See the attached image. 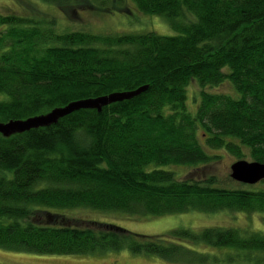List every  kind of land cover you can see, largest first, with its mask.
<instances>
[{"label":"trees","instance_id":"1","mask_svg":"<svg viewBox=\"0 0 264 264\" xmlns=\"http://www.w3.org/2000/svg\"><path fill=\"white\" fill-rule=\"evenodd\" d=\"M41 1L65 11L86 0ZM89 1L106 8L111 0ZM126 1L114 0L115 7ZM133 2L179 34L60 33L50 16L0 13V123L143 90L101 111L0 134V247L48 255L127 251L178 263L207 258L177 243L187 242L264 262L260 232L217 227L146 236L112 224H69L51 211L264 213V188L182 180L171 169L210 164L218 157L207 149L264 163V0ZM192 81L200 88L195 113L187 103ZM225 84L239 96L215 91Z\"/></svg>","mask_w":264,"mask_h":264},{"label":"rangeland","instance_id":"2","mask_svg":"<svg viewBox=\"0 0 264 264\" xmlns=\"http://www.w3.org/2000/svg\"><path fill=\"white\" fill-rule=\"evenodd\" d=\"M126 3L124 7L116 8L114 0H111L108 7L101 8L93 6L90 1L86 0L80 4L77 3L75 9L72 7L63 11L58 6L41 0H0V13L15 12L27 17H37L36 14L50 16L56 20V30L60 33L63 31H85L94 34L117 35L153 32L168 37L179 34L164 17L140 12L133 0H127ZM199 89L194 81L188 86L187 103L193 113L196 112L198 105L196 100L199 102ZM215 91L228 93L233 97L239 96L229 84H225ZM207 151L218 158L210 164L195 167H172L171 169L182 180L202 181L211 177L220 187L236 189L245 186L231 178V165L236 162L231 154L223 150L207 149ZM244 160L250 161L248 158ZM253 186L264 188V182ZM51 211L64 216L69 224L81 227L90 222L112 224L132 233L146 236L167 235L180 230L201 233L207 228L217 227L236 228L243 232L264 234V213L192 211L165 216L132 217L122 212H104L88 208L51 209ZM177 243L196 251L197 255H204L207 258L200 260L198 256H191L188 258V263H178L155 255H135L127 251L89 255H48L13 251L0 247V264H264V262H258L256 258L242 260L239 256L240 252L231 248H213L204 244L187 242Z\"/></svg>","mask_w":264,"mask_h":264},{"label":"water","instance_id":"3","mask_svg":"<svg viewBox=\"0 0 264 264\" xmlns=\"http://www.w3.org/2000/svg\"><path fill=\"white\" fill-rule=\"evenodd\" d=\"M143 90L140 89L130 93H115L96 99H87L72 102L66 107L56 108L46 115L32 117L26 120H16L7 123H0V134L10 137L21 134L32 129L47 127L56 124L59 119L82 109H96L101 111L102 107L111 103L131 99ZM231 178L241 184L253 186L264 181V163L239 160L231 165Z\"/></svg>","mask_w":264,"mask_h":264},{"label":"bare ground","instance_id":"4","mask_svg":"<svg viewBox=\"0 0 264 264\" xmlns=\"http://www.w3.org/2000/svg\"><path fill=\"white\" fill-rule=\"evenodd\" d=\"M263 182V181H262Z\"/></svg>","mask_w":264,"mask_h":264}]
</instances>
